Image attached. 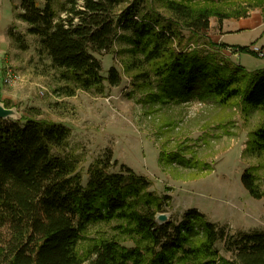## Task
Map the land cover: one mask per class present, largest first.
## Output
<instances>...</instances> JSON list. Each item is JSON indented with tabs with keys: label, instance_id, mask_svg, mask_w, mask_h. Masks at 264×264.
I'll use <instances>...</instances> for the list:
<instances>
[{
	"label": "trees",
	"instance_id": "1",
	"mask_svg": "<svg viewBox=\"0 0 264 264\" xmlns=\"http://www.w3.org/2000/svg\"><path fill=\"white\" fill-rule=\"evenodd\" d=\"M214 1L165 0L168 16L146 10L142 0L125 7L123 0H45L43 6L19 0L15 10L66 84L60 91L68 97L78 90L100 93L105 82L120 85L118 70L103 76L98 59L120 40L128 47L124 66L132 86L155 91L152 103L197 99L229 106L240 98L246 108L264 111V70L182 48L183 30L204 35L211 17H228ZM8 35L27 49L23 35ZM70 136L63 123L30 116L0 120V264H264V230L233 234L196 209L179 222L159 224L170 197L150 191L149 180L110 155L90 166L84 185L79 160L65 152ZM251 137L250 152L264 156V126ZM241 181L252 198H264L251 170ZM113 223L117 235L94 240L80 254L91 226ZM126 237L133 247L123 246Z\"/></svg>",
	"mask_w": 264,
	"mask_h": 264
},
{
	"label": "rangeland",
	"instance_id": "2",
	"mask_svg": "<svg viewBox=\"0 0 264 264\" xmlns=\"http://www.w3.org/2000/svg\"><path fill=\"white\" fill-rule=\"evenodd\" d=\"M38 1L40 6L45 3ZM123 1L125 7L141 0ZM142 2L146 10L148 6L168 16L165 0ZM214 2L228 17H211L204 35L183 30L182 48L215 55L219 63L264 70V0ZM15 6L19 0H0V102L16 107L22 116L67 125L71 136L65 152L79 160L84 185L90 166L110 155L112 162L125 164L149 180L150 191L170 197L159 213L168 221L179 222L187 211L196 209L233 234L264 230V198H252L241 181L243 173L251 170L264 192V156L252 154L249 144L252 134L264 126V111L246 108L240 98L229 106L197 99L183 105L152 103L155 91L132 86V73L124 66L130 56L124 53L128 47L120 40L98 57L103 76L116 68L120 85L105 82L100 93L78 90L68 97L60 91L66 84L50 67V59L40 53L38 39L27 35L26 24L17 19ZM11 30L24 36L26 50L12 42ZM7 68L19 76L12 86L3 81ZM112 171L118 172L119 166ZM114 227V223L91 226L80 242V254L94 240L117 235ZM126 238L123 246L133 247ZM218 248L228 257L222 244Z\"/></svg>",
	"mask_w": 264,
	"mask_h": 264
},
{
	"label": "water",
	"instance_id": "3",
	"mask_svg": "<svg viewBox=\"0 0 264 264\" xmlns=\"http://www.w3.org/2000/svg\"><path fill=\"white\" fill-rule=\"evenodd\" d=\"M0 120H13V121H21L22 114L17 110L16 107H6L3 102H0ZM168 221V217L164 214H160L157 216V222L159 224H164Z\"/></svg>",
	"mask_w": 264,
	"mask_h": 264
},
{
	"label": "built area",
	"instance_id": "4",
	"mask_svg": "<svg viewBox=\"0 0 264 264\" xmlns=\"http://www.w3.org/2000/svg\"><path fill=\"white\" fill-rule=\"evenodd\" d=\"M256 53H259V52H256ZM18 79H19V76H17L16 72L11 68H7V70L4 73V79H3L4 83L8 86H12L17 83Z\"/></svg>",
	"mask_w": 264,
	"mask_h": 264
},
{
	"label": "crops",
	"instance_id": "5",
	"mask_svg": "<svg viewBox=\"0 0 264 264\" xmlns=\"http://www.w3.org/2000/svg\"><path fill=\"white\" fill-rule=\"evenodd\" d=\"M225 43H227V42H225ZM228 44V43H227Z\"/></svg>",
	"mask_w": 264,
	"mask_h": 264
}]
</instances>
